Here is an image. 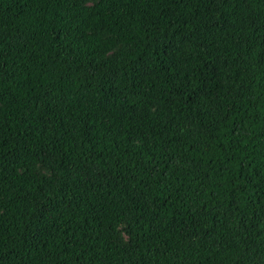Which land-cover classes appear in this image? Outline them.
Here are the masks:
<instances>
[{
  "label": "trees",
  "instance_id": "trees-1",
  "mask_svg": "<svg viewBox=\"0 0 264 264\" xmlns=\"http://www.w3.org/2000/svg\"><path fill=\"white\" fill-rule=\"evenodd\" d=\"M0 264H264V0H0Z\"/></svg>",
  "mask_w": 264,
  "mask_h": 264
}]
</instances>
